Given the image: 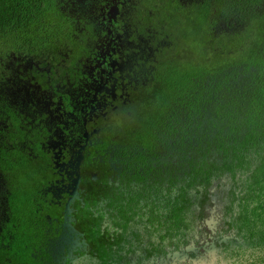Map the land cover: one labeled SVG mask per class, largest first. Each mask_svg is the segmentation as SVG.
Instances as JSON below:
<instances>
[{"label": "flooded vegetation", "instance_id": "obj_1", "mask_svg": "<svg viewBox=\"0 0 264 264\" xmlns=\"http://www.w3.org/2000/svg\"><path fill=\"white\" fill-rule=\"evenodd\" d=\"M56 4L53 35L0 56V264H264L263 155L241 115L190 108V0Z\"/></svg>", "mask_w": 264, "mask_h": 264}, {"label": "trees", "instance_id": "obj_2", "mask_svg": "<svg viewBox=\"0 0 264 264\" xmlns=\"http://www.w3.org/2000/svg\"><path fill=\"white\" fill-rule=\"evenodd\" d=\"M57 1L0 0V56L26 48L43 35H53ZM217 35L222 37L217 39ZM218 44L222 46L221 55H213ZM190 51L194 68L189 70L190 108H229L226 114H232L233 120L241 115L242 126L237 128L244 131L243 147L257 148L263 155L248 192L252 215L259 218L262 231L258 232L264 239V0H190ZM196 58L204 60L196 63ZM214 58L223 61L214 62L210 70L201 66ZM231 61L251 65L250 77L240 88L212 96L202 79L215 76ZM176 73L171 69L169 75L175 78ZM225 146L235 154L234 142L227 141Z\"/></svg>", "mask_w": 264, "mask_h": 264}, {"label": "rangeland", "instance_id": "obj_3", "mask_svg": "<svg viewBox=\"0 0 264 264\" xmlns=\"http://www.w3.org/2000/svg\"><path fill=\"white\" fill-rule=\"evenodd\" d=\"M220 37H222V35H217V39H220ZM221 48H222V46L221 45H217L216 47H215V49H214V51H212V54L213 55H221ZM191 52V51H190ZM204 59H197L196 58V63H200V62H202ZM219 61H223V60H221L220 58H214V59H212V60H210V61H206V64L207 65H201L202 67H204V68H206V69H211V68H213V63L214 62H218L219 63ZM194 68L190 65V70H193ZM205 80H203L202 79V84H205Z\"/></svg>", "mask_w": 264, "mask_h": 264}]
</instances>
